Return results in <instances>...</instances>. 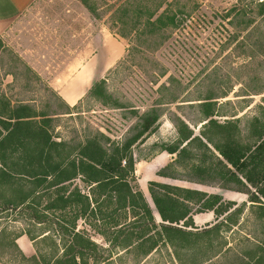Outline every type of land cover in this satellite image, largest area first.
Segmentation results:
<instances>
[{"label": "rangeland", "instance_id": "1", "mask_svg": "<svg viewBox=\"0 0 264 264\" xmlns=\"http://www.w3.org/2000/svg\"><path fill=\"white\" fill-rule=\"evenodd\" d=\"M87 1L97 17L81 0H35L12 22L0 38V93L6 92L12 100H32L37 109L48 113L63 110L52 90L70 106L81 99L74 112L52 116L51 131L58 140H80L98 128L111 139L123 141L134 133L138 119L133 110L141 113L157 106L161 114L157 128L131 148L135 168L132 186L142 192L156 222L160 219L148 190L151 181L220 195L221 207L233 202L228 212L234 208L240 211L228 222L224 221L228 212H212L207 217L203 213L209 210L193 211L190 216L192 220L195 215L208 218L196 225L193 221L197 228L224 223L218 236L210 235L215 238L214 246L207 254L220 248L219 243L231 248L202 264H243L238 252L248 250L254 238L261 236L260 219L255 209L250 210L248 196L214 183L174 179L157 172L166 167V172L180 178L195 177L190 166H168L176 153L165 148L178 141L175 116L188 123L195 135L200 133L197 103L205 98L216 101L217 121L237 118L242 142L249 141L255 117L264 121V0ZM163 13L182 20L175 27L153 31L144 25L147 16L153 20ZM122 30L128 35L121 36ZM134 44H140L139 52L130 49ZM106 76L108 88L123 102L122 108L104 106L87 96L92 83ZM190 150L201 153L194 144ZM198 156L190 162L198 163ZM209 163L219 170L215 159L204 164ZM76 182L84 188L82 182ZM190 206L199 208L193 203ZM9 219L0 221L8 232L26 228L22 214L13 213ZM133 220L131 215L120 218L122 229L141 223ZM27 228L35 234L43 227ZM47 228L54 226L48 224ZM77 229L87 230L99 246L98 259L90 264H193L205 256L198 249L186 254L180 249L178 261L173 248L163 242L145 254L136 245L124 248L109 243L83 220L78 221ZM39 247L45 254L51 252L42 244ZM34 254L35 249L33 254L24 255ZM0 264L29 262L15 250L6 253L0 248Z\"/></svg>", "mask_w": 264, "mask_h": 264}, {"label": "trees", "instance_id": "2", "mask_svg": "<svg viewBox=\"0 0 264 264\" xmlns=\"http://www.w3.org/2000/svg\"><path fill=\"white\" fill-rule=\"evenodd\" d=\"M81 1L97 17L88 1ZM178 17L163 13L151 20L152 17L147 16L144 25L152 31L169 25L175 27L182 20ZM119 34L128 35L123 30ZM139 47L140 44H134L130 49L139 52ZM107 82V76L93 82L87 96L104 106L122 108L123 102L113 95ZM52 91L58 105L63 107L59 112L48 113L37 109L32 100H12L6 92L0 93V221L9 219L13 213L22 214L26 219V228L14 233L8 232L7 226L0 222V248L3 251H17L29 264H90V260L98 259L99 246L87 230L77 229L79 220L109 243L124 248L136 245L142 247L145 254L158 242L172 247L178 261L181 260L180 249L185 250L184 254L198 249L205 256L193 264H202L231 250L227 243H219L220 248L207 254L214 246L215 238L210 235L218 236L224 223L197 228L190 214L206 210L226 213L233 202L221 207L220 195L151 181L148 190L160 219L156 222L142 192L132 186L135 168L131 148L157 128L161 117L157 106L141 113L133 110L138 119L134 133L123 141L111 139L98 128L80 140H58L51 131L52 116L74 112L72 110L78 108L81 99L70 106ZM211 99L208 97L197 103L201 113L200 133L195 135L188 123L175 116L178 141L165 148L169 153H176L168 166L173 169L190 166L195 177L180 178L166 172V167L157 174L206 185L214 183L246 194L251 203L250 210L255 209L260 219L261 236L254 238L248 250L239 251L238 258L243 264H264V121L255 117L249 127V141L242 142L237 118L223 122L214 119L218 114L216 101ZM192 144L201 151L200 154L190 150ZM196 156L199 162H190ZM209 159L216 160L219 170L213 168L212 163L204 164ZM190 203L199 208L193 209ZM239 211L234 208L224 221H230ZM128 215L141 223L131 229H122L120 218L126 219ZM44 224L54 228L51 230ZM28 226L43 228L34 234ZM22 234L29 238L35 249L36 254L31 257H26L16 243ZM249 240L246 239L250 243ZM39 244L49 247L51 252L43 253Z\"/></svg>", "mask_w": 264, "mask_h": 264}, {"label": "crops", "instance_id": "3", "mask_svg": "<svg viewBox=\"0 0 264 264\" xmlns=\"http://www.w3.org/2000/svg\"><path fill=\"white\" fill-rule=\"evenodd\" d=\"M35 2V0H0V38L9 29L12 22L20 15L22 12L30 8V6ZM212 211L204 212L203 214L209 217ZM194 223L199 224L200 221H208V218L202 220V218H197L194 216ZM16 243L20 250L25 255H31L34 252L32 242L29 238L22 234L17 237Z\"/></svg>", "mask_w": 264, "mask_h": 264}]
</instances>
